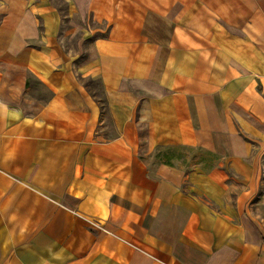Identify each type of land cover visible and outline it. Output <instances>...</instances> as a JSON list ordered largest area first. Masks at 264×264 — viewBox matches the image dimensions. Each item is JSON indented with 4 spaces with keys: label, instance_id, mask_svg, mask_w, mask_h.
Listing matches in <instances>:
<instances>
[{
    "label": "crops",
    "instance_id": "crops-1",
    "mask_svg": "<svg viewBox=\"0 0 264 264\" xmlns=\"http://www.w3.org/2000/svg\"><path fill=\"white\" fill-rule=\"evenodd\" d=\"M70 1L105 26L83 56L0 0V264H264V0Z\"/></svg>",
    "mask_w": 264,
    "mask_h": 264
},
{
    "label": "rangeland",
    "instance_id": "rangeland-1",
    "mask_svg": "<svg viewBox=\"0 0 264 264\" xmlns=\"http://www.w3.org/2000/svg\"><path fill=\"white\" fill-rule=\"evenodd\" d=\"M49 1L50 7L53 8L58 18H61L60 30L56 36L58 46L66 54L73 55L75 53H79L83 56L87 43L99 37L102 34L100 33V30H102V28L105 26L95 23L86 10L83 13H81L79 10L77 11L76 7L73 6L72 1L70 0ZM47 21L45 23L42 19H40L38 22V29L40 32H43L46 29V25L52 26ZM11 25L13 26L14 24L12 23ZM0 45L2 47L4 46L1 44V42ZM98 90L99 89H97V91ZM175 147L180 146H162L160 147L161 149L154 152L153 157L149 159V169L151 172H155L158 165L160 164L161 158H163L164 155L168 156L171 152L167 151L166 149ZM173 154L180 157V161H176L175 165L183 172L187 173L188 171L195 168H199L205 173H211L212 170L218 169L222 163L219 156L216 154L215 156H210L200 147H182L181 149L179 148L177 151H174ZM222 169L225 175L227 186H229L230 195H232L237 190L241 191L245 189V184L238 182V178L234 175L232 169L228 170L225 167ZM111 234L116 238L118 237L113 233Z\"/></svg>",
    "mask_w": 264,
    "mask_h": 264
},
{
    "label": "trees",
    "instance_id": "trees-1",
    "mask_svg": "<svg viewBox=\"0 0 264 264\" xmlns=\"http://www.w3.org/2000/svg\"><path fill=\"white\" fill-rule=\"evenodd\" d=\"M181 149L182 147H175V148H167V151H171L168 156L164 155L163 158H161V162L167 165H174L176 161H180V157L173 154L174 151H177L178 149ZM210 156H215V154L206 151Z\"/></svg>",
    "mask_w": 264,
    "mask_h": 264
},
{
    "label": "built area",
    "instance_id": "built-area-1",
    "mask_svg": "<svg viewBox=\"0 0 264 264\" xmlns=\"http://www.w3.org/2000/svg\"><path fill=\"white\" fill-rule=\"evenodd\" d=\"M89 225H91V227H93L94 229L96 230H99L101 232H105V233H108V234H111L109 231H107L104 226L99 222H96L94 220H87ZM112 235V234H111ZM118 238V237H117ZM124 241V240H123ZM128 243V242H127ZM132 247H134L136 249L135 246H133L132 244H130Z\"/></svg>",
    "mask_w": 264,
    "mask_h": 264
}]
</instances>
